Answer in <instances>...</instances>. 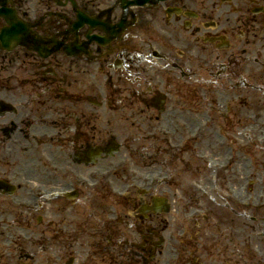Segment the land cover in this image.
Listing matches in <instances>:
<instances>
[{
  "label": "flooded vegetation",
  "instance_id": "1",
  "mask_svg": "<svg viewBox=\"0 0 264 264\" xmlns=\"http://www.w3.org/2000/svg\"><path fill=\"white\" fill-rule=\"evenodd\" d=\"M8 2L37 43L0 50V264H152L159 215L145 199L115 212L101 185L82 209L18 202L68 176L95 184L111 158L128 185L183 162L189 131L264 109V0ZM124 217L148 235L121 233Z\"/></svg>",
  "mask_w": 264,
  "mask_h": 264
},
{
  "label": "rangeland",
  "instance_id": "2",
  "mask_svg": "<svg viewBox=\"0 0 264 264\" xmlns=\"http://www.w3.org/2000/svg\"><path fill=\"white\" fill-rule=\"evenodd\" d=\"M230 117L234 119L233 113ZM251 124L250 131L243 133H249L251 136L249 143L246 139L240 137L241 132L232 129L224 131L225 136H233L234 142L239 140L246 143L247 148L244 155H234L235 159L232 167L226 174L218 178L219 181L215 187L220 189V192L226 193L229 189L235 188L236 193L241 197H249L250 195V197L256 198L259 196L260 201H262V190L264 191V184L261 183L262 178H264V112L258 111ZM213 128L194 142V157L190 160V163L178 164V171L171 178L172 182L170 184L175 185L178 181L177 184L179 185L182 182L183 187L181 190H176V195H173L174 187L159 189V192H164L165 197L174 206L171 215L166 217L170 225L167 230H173L175 233L182 231L186 234L181 240L177 239L175 242L170 240L173 246L171 244L166 245V247L163 246L161 256H171L172 261H175L174 264H192L191 255L189 254L192 250V252L197 253V255H194V259H198L203 264L202 258L205 252L209 251L208 254L211 257H217L218 261H207V264H226L228 257H223V254H229V258H233V262L230 264H239V262L256 264L251 256L254 254L263 256L264 254V217L260 213L254 214L256 220L250 221L248 215L237 216L233 214L231 208L222 204L224 201L222 198L219 199L220 204L218 203V200L215 199L217 197L216 191L210 193L213 197H207L201 190L192 186L191 177H205L209 172L200 155H210L212 160H218V162H223L224 157L229 155L228 151L223 150L219 152L221 153L219 158H213V155L217 152L216 142L219 141L215 137ZM110 161L107 159L100 162L101 167L99 168H105L110 164ZM154 171L156 170L150 169L147 175ZM246 174H252L253 182L250 193L242 190L245 181V178L243 180L242 177ZM193 208L199 211L203 210L206 215V218L201 219L195 227L186 225L182 219ZM262 211L264 213V209ZM198 214L201 215V213ZM192 229H194L193 233H191ZM129 235L133 234L129 233ZM177 243H179V247L175 248ZM223 258L226 259L223 260Z\"/></svg>",
  "mask_w": 264,
  "mask_h": 264
}]
</instances>
